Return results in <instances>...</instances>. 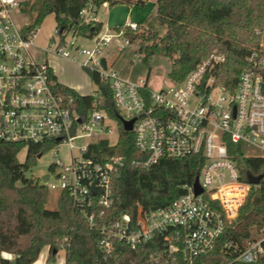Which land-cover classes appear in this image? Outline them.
<instances>
[{
  "label": "built area",
  "instance_id": "1",
  "mask_svg": "<svg viewBox=\"0 0 264 264\" xmlns=\"http://www.w3.org/2000/svg\"><path fill=\"white\" fill-rule=\"evenodd\" d=\"M20 2L0 0V139L47 148L68 146L69 163H64L57 150L45 186L50 192H67L95 226L96 218L113 206L111 185L124 159L104 158L91 152L90 147L102 141L115 146L120 127L124 129V123L133 121L136 149L146 157L144 170L160 167L164 171L192 160L198 173L179 185L181 196L168 206L146 210L137 203L136 223L126 214L102 224L98 228V248L108 256L116 241L135 248L154 233L172 231L166 238L170 252L181 248L183 256L191 261L213 251L252 187L242 179L228 144L257 152L245 156L264 157V29L258 52L248 60L252 68L241 73L233 90L218 84L212 74L215 65L224 61L223 55L215 53L183 81L154 90L148 80L132 79L113 69L104 57V49L116 39L125 38L116 47L119 53L131 45L124 30H102L85 39L92 42V47L82 45L79 40L84 38L74 33L62 40L56 31L58 41L43 48L35 43L38 29L24 32L13 19ZM98 10L93 4L85 7L80 12L82 21L97 22ZM125 27L136 30L138 24L128 22ZM51 54L97 74L111 91V106L117 118L97 108L99 87L97 93L88 95L95 99L93 109L86 117L81 116L83 102L61 92L59 82L53 79L46 59ZM84 139L87 142L77 147L76 142ZM196 182L202 190L199 195L195 194ZM226 247L232 248V243ZM262 256L264 228L246 242L235 261L252 264Z\"/></svg>",
  "mask_w": 264,
  "mask_h": 264
},
{
  "label": "trees",
  "instance_id": "2",
  "mask_svg": "<svg viewBox=\"0 0 264 264\" xmlns=\"http://www.w3.org/2000/svg\"><path fill=\"white\" fill-rule=\"evenodd\" d=\"M148 0H28L22 12L30 22L26 32L40 28L43 21L54 15L57 31L62 40L69 33L87 39L98 35L104 25L97 21L85 24L80 12L90 4L100 9L108 4L145 5ZM20 2V3H21ZM21 3V6H22ZM20 5V4H19ZM153 22L138 24L136 30L125 26L130 44L138 42V55L143 63L154 57L169 60L171 82H181L211 54L224 56L215 65L212 74L218 84L233 90L241 73L252 68L249 58L259 50L264 29V0H156ZM162 29V33L157 30ZM100 90L98 109L106 110L117 118L111 106V91L99 81L97 74L85 70ZM53 79L58 83L57 77ZM58 89L83 102L79 109L86 117L96 103L91 96H81L74 89L60 83ZM27 148L26 161L21 163L18 155ZM50 148L41 145H21L0 139V252L11 255V260L1 258L0 264H34L44 248L49 249L51 264L60 250L65 251V264H244L235 261L246 242L264 228V157L245 156L241 145L228 144V151L237 163L243 180L249 174L263 176L261 182L252 186L238 216L227 223L215 249L194 260H187L180 248L170 252L166 238L172 231L154 233L143 244L131 248L115 242L111 255L106 256L99 248V227L110 224L122 215H130L134 223L140 204L146 210L164 208L181 196L179 185L198 173L192 160L185 166H175L161 171L160 167L144 170L146 159L135 146L132 132L119 129L115 146L107 141L93 144L91 152L104 158L121 157L124 166L111 185L113 206L103 217H97L95 226L86 212L72 202L67 192H60L56 209L48 208L50 191L40 180L28 177L36 166L39 155ZM149 174V175H148ZM147 175V177H146ZM89 213V211H87ZM232 243V248L226 244ZM181 247V246H180ZM56 252V254H54ZM264 264V256L255 263Z\"/></svg>",
  "mask_w": 264,
  "mask_h": 264
},
{
  "label": "rangeland",
  "instance_id": "3",
  "mask_svg": "<svg viewBox=\"0 0 264 264\" xmlns=\"http://www.w3.org/2000/svg\"><path fill=\"white\" fill-rule=\"evenodd\" d=\"M21 1L25 3L28 0ZM155 2L156 0H149L145 5H135L133 7L128 5H117L114 7H110L108 4L103 5L98 10V19L104 24L103 31L107 32L110 30V32L113 33L115 27L126 26L128 22L140 23L141 25L152 23L156 12ZM21 3L19 8L13 12V19L25 32L30 18L27 14L22 12L23 3L22 6ZM56 27L54 15L48 16L35 33V43L43 48L51 47V43H56L58 41ZM157 30L162 33V29L158 28ZM66 38L69 39L70 35H67ZM124 39V37L116 39L104 49L103 55L107 58L110 67L119 71L126 77L148 80L150 88L154 90L170 87L172 82L169 79V72L171 69L169 60L164 57H154L149 63H143L137 53L139 47L138 42L131 44L122 53H119L116 47L120 43H123ZM79 42L86 47L93 46L92 42L89 40L81 39ZM46 59L58 75V79L62 84L77 89L83 95L97 93L98 85L91 80L88 73L79 63L62 59L53 54L48 55ZM114 137V139H116L117 136L115 135ZM86 142V139L78 141L76 142V146L80 147ZM113 142H116V140ZM57 150L59 151L60 158L65 164H68L70 158L69 147L65 144L57 148L53 147L45 151L41 158L37 160L36 166L27 174L28 177L41 181L42 177L51 170L54 164V153ZM241 151L244 154H257L255 150L247 148L246 146H241ZM27 153V148H23L19 153L18 159L21 163L26 161ZM53 182H55V180ZM59 194L58 191L50 192L47 205L49 209H56ZM42 253L44 255L49 254V249L44 248ZM40 260L41 257L39 258V261ZM64 260L65 251L60 250L55 257V261L51 264H64Z\"/></svg>",
  "mask_w": 264,
  "mask_h": 264
},
{
  "label": "water",
  "instance_id": "4",
  "mask_svg": "<svg viewBox=\"0 0 264 264\" xmlns=\"http://www.w3.org/2000/svg\"><path fill=\"white\" fill-rule=\"evenodd\" d=\"M60 34H62V31H60ZM102 65H103V67H106L105 60H102ZM133 123H134L133 121L128 122V123H124V131L125 132H132V130H133ZM39 158H40V156L38 157V159ZM49 177H50L49 174H46V175H44L42 177L41 181H42V183L44 185L47 184ZM262 178H263V176H261V175L260 176H253V175L249 174L247 176V183L250 184V185H252V186H256V185H258L261 182ZM201 193H202V190L198 187V183L196 182V185H195V194L196 195H199ZM54 254H56V252H54Z\"/></svg>",
  "mask_w": 264,
  "mask_h": 264
},
{
  "label": "crops",
  "instance_id": "5",
  "mask_svg": "<svg viewBox=\"0 0 264 264\" xmlns=\"http://www.w3.org/2000/svg\"><path fill=\"white\" fill-rule=\"evenodd\" d=\"M149 1V0H148ZM130 7H133V6H130ZM98 21L100 22V20L98 19ZM102 23V22H101ZM103 24V23H102ZM136 24H140V23H136ZM104 25V24H103ZM51 66V65H50ZM52 68V67H51ZM52 71H53V73H54V75L57 77V80H58V82L60 83V84H62L60 81H59V79H58V75L55 73V71H54V69L52 68ZM62 85H64V84H62ZM64 86H66V85H64ZM68 87V86H67ZM71 88V87H70ZM72 89H74V88H72ZM76 92H78V93H80L77 89H74ZM46 249H48V248H46ZM40 257H41V260L39 261V259L34 263V264H46L47 262H48V257H49V254H43V253H41L40 254ZM39 257V258H40ZM1 258H5V259H9V260H11L13 257L11 256V255H9V254H6V253H1L0 252V259ZM64 264H65V260H64Z\"/></svg>",
  "mask_w": 264,
  "mask_h": 264
}]
</instances>
